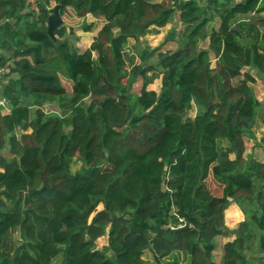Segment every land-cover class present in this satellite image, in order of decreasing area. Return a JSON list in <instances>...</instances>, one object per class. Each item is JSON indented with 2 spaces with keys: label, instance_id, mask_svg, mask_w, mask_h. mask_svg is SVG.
<instances>
[{
  "label": "trees",
  "instance_id": "trees-1",
  "mask_svg": "<svg viewBox=\"0 0 264 264\" xmlns=\"http://www.w3.org/2000/svg\"><path fill=\"white\" fill-rule=\"evenodd\" d=\"M207 2L0 0V69L10 70L1 92L11 105L0 111V151L9 143L11 154L0 155V264H152L146 251L155 264H264V160L246 155L264 100L243 71L264 75V0ZM57 4L62 16L73 8L103 22L83 52L64 25L50 36ZM177 11L185 48L136 63L130 39ZM157 71L159 92L148 88ZM49 102L59 111L47 112ZM231 202L245 215L233 230ZM231 234L217 262L216 240Z\"/></svg>",
  "mask_w": 264,
  "mask_h": 264
},
{
  "label": "rangeland",
  "instance_id": "rangeland-1",
  "mask_svg": "<svg viewBox=\"0 0 264 264\" xmlns=\"http://www.w3.org/2000/svg\"><path fill=\"white\" fill-rule=\"evenodd\" d=\"M33 4V8H36V0H29ZM202 5L208 4L207 0H199ZM223 1V0H219ZM55 6V5H54ZM53 6V7H54ZM51 7V9L53 8ZM63 18V24L68 28V34L67 38L69 41L76 46V48L79 50V52H83L85 49H87L94 37L97 35L98 30L101 28L103 22L96 20L93 16L88 15L86 17H79L73 8H69L68 11L62 16ZM92 22H96V27L94 30L87 32L83 29L84 24H90ZM221 24V19L219 16H216L215 20L212 22L210 28H219ZM186 25L181 22L180 20V14L177 11L174 14L173 19L170 21V23L161 29V31L154 35V34H147L144 36H141L139 39H130L129 44L127 45V52L129 55L133 58H135L136 63H146L147 61L151 63L157 62L161 57L167 55L170 51L177 50L178 45L180 42H182V37L184 33ZM174 37V40H171V37ZM167 39L168 42H165ZM184 42V41H183ZM209 44V40L202 42L199 46L202 48H207ZM152 54V55H151ZM144 57H147L145 60ZM216 65V59L212 56V66L214 67ZM243 71H249L250 73L254 74L256 77V83L252 84L254 87V90H257L258 93H256L257 97L261 100L264 98V75L257 71L256 69L245 67ZM159 74V78L155 79L153 82H151L148 85L149 89L156 90L157 92L161 89L162 84V75L159 71H157ZM63 84L66 86L68 91L70 92L72 89V82L70 80H67L65 78L62 79ZM2 86V85H1ZM142 87V80H140L136 86L135 90L137 92H140V89ZM2 90V87L0 88V91ZM44 109L47 112H53V111H59L57 102H49L44 106ZM261 110V109H260ZM259 110V114L256 118L255 125L253 127V133L248 134L246 136V155H251L257 160H264V141H262V137L264 135V126H263V115H264V107L262 110ZM2 113H8V112H2ZM196 114L195 109H191L189 115L193 118ZM187 135H188V128ZM24 133L22 129H18L16 132V135L18 138L21 137V135ZM10 138V136H9ZM9 143L5 148L0 151V155H5L7 157H10L11 154L8 152L9 150ZM263 149V150H262ZM233 156V155H232ZM82 162L80 160H74L71 164L72 170L75 171L80 168ZM208 186L212 189L213 193L215 195H222V188L221 186L212 178L210 177L208 179ZM103 205L99 206V209H102ZM229 213L227 210H225V223L228 226L229 229L233 230L237 228L239 222L238 218L235 220L234 217H232L229 220ZM235 235L231 234L230 236H220L217 238V249L215 251V259L217 262H220L222 257V248L223 245L230 240H233ZM23 241V238L20 235L19 230L15 231L13 234V241L12 245L14 246H20ZM108 244V236L105 235L101 238H99L96 242V246L98 249H102L104 246ZM144 259L148 262L155 264V256L151 251H146L144 254Z\"/></svg>",
  "mask_w": 264,
  "mask_h": 264
},
{
  "label": "water",
  "instance_id": "water-1",
  "mask_svg": "<svg viewBox=\"0 0 264 264\" xmlns=\"http://www.w3.org/2000/svg\"><path fill=\"white\" fill-rule=\"evenodd\" d=\"M63 24V18L60 13V5L57 4L51 9V13L47 19L48 32L51 37L55 38V30L61 27ZM185 48V43L182 41L179 43L177 51H181Z\"/></svg>",
  "mask_w": 264,
  "mask_h": 264
},
{
  "label": "crops",
  "instance_id": "crops-1",
  "mask_svg": "<svg viewBox=\"0 0 264 264\" xmlns=\"http://www.w3.org/2000/svg\"><path fill=\"white\" fill-rule=\"evenodd\" d=\"M167 26V25H166ZM165 26V27H166ZM162 28H164V27H162ZM162 28H157L158 29V32H156V33H151V34H154V35H156V34H158L160 31H161V29ZM172 39L171 40H174V38H175V36L173 37H171ZM169 40L170 39H167L165 42H168V44L170 43L169 42ZM254 75V74H253ZM253 86V85H252ZM2 87V86H1ZM0 87V88H1ZM254 88V87H253ZM1 92V91H0ZM255 93H258L257 92V90H255ZM257 96V95H256ZM259 99V98H258ZM259 100H261V98L259 99ZM262 100H264V98H262ZM11 108V107H10ZM263 108V107H262ZM262 108H261V110H262ZM193 109H195L196 110V107H193ZM260 110V111H261ZM263 148H264V146H263ZM263 150V149H262ZM260 161H263V160H260ZM227 210V212L229 213V215H231V216H229V220L232 218V217H234V219L233 220H235L236 218H238V222L240 223V222H242L244 219H245V215H244V213L242 212V210L240 209V207L237 205V203H235V202H231V204L229 205V207L226 209ZM238 213V214H237Z\"/></svg>",
  "mask_w": 264,
  "mask_h": 264
},
{
  "label": "built area",
  "instance_id": "built-area-1",
  "mask_svg": "<svg viewBox=\"0 0 264 264\" xmlns=\"http://www.w3.org/2000/svg\"><path fill=\"white\" fill-rule=\"evenodd\" d=\"M9 73L10 70L7 67H4L0 69V87L3 85L5 82H7L9 78ZM10 102L9 100L2 95V92H0V111L1 112H10ZM182 221V220H181Z\"/></svg>",
  "mask_w": 264,
  "mask_h": 264
}]
</instances>
